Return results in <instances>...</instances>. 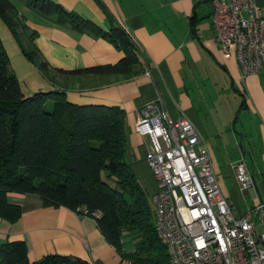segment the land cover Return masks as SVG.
Instances as JSON below:
<instances>
[{
  "label": "crops",
  "instance_id": "1",
  "mask_svg": "<svg viewBox=\"0 0 264 264\" xmlns=\"http://www.w3.org/2000/svg\"><path fill=\"white\" fill-rule=\"evenodd\" d=\"M51 1L104 31L112 18L137 48L134 73L56 75L50 81L24 59L0 19V41L24 96L64 89L74 104L119 106L124 112V162L136 181L153 192L145 163L149 141L133 125L139 108L159 96L170 117L184 116L203 137L219 190L235 216L264 199V71L239 78L234 59L224 58L217 47L207 0ZM15 2L27 32H35L39 55L50 67L70 70L114 63L121 57L122 51L108 40L58 26ZM253 3L264 15V0ZM235 124L239 132H234ZM241 141L250 166L244 163L253 178L245 190L238 188L233 171V164L243 160V152L237 150ZM5 197L20 205L21 213L14 222L0 218V244L22 240L28 261L62 255L90 264H130L104 240L92 217L65 206H43L34 194L7 192Z\"/></svg>",
  "mask_w": 264,
  "mask_h": 264
},
{
  "label": "trees",
  "instance_id": "2",
  "mask_svg": "<svg viewBox=\"0 0 264 264\" xmlns=\"http://www.w3.org/2000/svg\"><path fill=\"white\" fill-rule=\"evenodd\" d=\"M16 1L43 19L104 38L122 51L114 63L70 70L50 67L33 43L35 32H27L24 17L10 0H0V19L22 54L34 63L22 49L18 34L28 38L29 52L47 73L46 79L134 73L137 48L112 18L104 31L51 0ZM46 103L49 110L44 108ZM123 117L117 105L71 103L64 89L23 96L0 42V218L14 222L21 213L20 205L6 200L7 192L34 194L43 206H65L72 211L82 207L85 212L77 214L92 217L122 259L130 264H169L154 231L152 202L124 162ZM94 211L97 216H92ZM0 264L90 263L62 255L30 262L24 242L12 240L0 244Z\"/></svg>",
  "mask_w": 264,
  "mask_h": 264
},
{
  "label": "built area",
  "instance_id": "3",
  "mask_svg": "<svg viewBox=\"0 0 264 264\" xmlns=\"http://www.w3.org/2000/svg\"><path fill=\"white\" fill-rule=\"evenodd\" d=\"M207 1L217 47L234 59L239 78L264 71V15L253 0ZM133 128L149 141L145 163L155 185L153 225L169 264H264V199L242 215L232 213L193 124L182 115L170 117L157 96L139 108ZM233 171L240 190L253 185L242 159Z\"/></svg>",
  "mask_w": 264,
  "mask_h": 264
},
{
  "label": "rangeland",
  "instance_id": "4",
  "mask_svg": "<svg viewBox=\"0 0 264 264\" xmlns=\"http://www.w3.org/2000/svg\"><path fill=\"white\" fill-rule=\"evenodd\" d=\"M12 3H14V4H16V2H15V0H10ZM17 5V4H16ZM11 34V33H10ZM19 35V41H20V43H21V47H22V49L26 52V53H28L29 54V56H32V58L34 59V63H32V62H30L29 61V59L30 58H28L27 56H25V55H23L22 54V56L24 57V59L27 61V62H30L32 65H34L37 69H38V71H39V73L42 75V76H47V73L46 72H43V69L40 67V65L36 62L37 60V58L31 53L30 54V52H29V43H28V38H24L25 37V35L24 36H20V35H23V34H18ZM12 36V35H11ZM12 38L14 39V37L12 36ZM14 41H15V39H14ZM25 41V42H24ZM1 42V41H0ZM15 43H16V41H15ZM16 45H17V47H18V49L20 50V47L18 46V44L16 43ZM21 51V50H20ZM22 53V52H21ZM28 58V59H27ZM6 59H7V63H8V67H9V69H10V71H11V73L15 76V73L13 72V70L11 69L12 67H11V63H10V59L8 58V56L6 55ZM39 66V68H40V70H39V68H38V66ZM16 78V77H15ZM21 91V90H20ZM22 93V92H21ZM23 95V94H22ZM24 96V95H23ZM236 98V100L239 102V97H237V96H235ZM46 110H49V108H50V104L49 103H46L45 104V107H44ZM238 124H235V128H234V132H236V131H238L239 132V130H238ZM244 148H246L245 147V143H244V141H241V143L240 144H238L237 145V150L239 151V153L241 154V151L244 149ZM233 151H235V149L233 150ZM232 151V152H233ZM243 152V151H242ZM243 160H244V162L248 165V166H250V161H249V157H248V155L246 154V150H244V152H243ZM140 185H141V187L143 188V190H144V193H145V195H146V197L148 198V200H149V202H151V196H152V194H153V189L152 188H148V187H145V186H143L141 183H140ZM251 190H253V189H248V191H249V193L251 192ZM257 230L258 231H260V228L259 227H257Z\"/></svg>",
  "mask_w": 264,
  "mask_h": 264
}]
</instances>
